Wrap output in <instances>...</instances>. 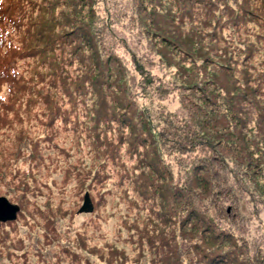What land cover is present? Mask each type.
Segmentation results:
<instances>
[{
  "label": "trees",
  "instance_id": "16d2710c",
  "mask_svg": "<svg viewBox=\"0 0 264 264\" xmlns=\"http://www.w3.org/2000/svg\"><path fill=\"white\" fill-rule=\"evenodd\" d=\"M96 2L0 0V126L41 101L52 144L69 118L63 102L80 103L82 118L69 120L93 156L68 172L96 204L108 191L136 212L121 222L128 250L98 249L81 230L68 244L45 227L38 241H60V264H96L88 250L104 264H264V0H143L145 14L122 27L147 34L145 57L162 75L125 60L121 48L136 51L117 29L126 12L100 14ZM1 172L16 174L18 215H38L32 167Z\"/></svg>",
  "mask_w": 264,
  "mask_h": 264
},
{
  "label": "rangeland",
  "instance_id": "374dc122",
  "mask_svg": "<svg viewBox=\"0 0 264 264\" xmlns=\"http://www.w3.org/2000/svg\"><path fill=\"white\" fill-rule=\"evenodd\" d=\"M143 4H145L143 0H97L94 9L99 10L100 14H116L125 11L124 16H118L117 18V29L124 33L119 36L124 40L125 48L130 46L136 51L128 53L124 48L119 51L124 54L127 62H133L134 58L142 60L153 74L162 75L163 70L160 68V64L151 58L145 57L147 34L143 41H139L136 37L131 36L136 30L128 31L125 27H122L127 24L129 19L137 16L138 10L145 14ZM103 40L104 42H110L108 39L103 38ZM23 74H26V71ZM34 102L36 103L29 110L24 109L16 114L6 113V127L2 128L0 126V162L6 160L7 164L5 165L18 168L20 174L26 172L29 166L32 167L33 181L38 187L32 186L34 192L32 194H37L38 198L28 195L30 198L29 208L31 211L36 206L40 208L38 215L34 212L32 216L22 215V217L25 216L27 223L23 221L21 215H17L11 224L0 226V238H4L0 242V264H12V261L19 264H60L64 258L57 247L60 241L57 239L49 244L42 240L38 241L43 233L45 235V227L57 234L63 243L70 244L72 238L75 240L74 236L81 230L88 235L90 243H95L98 246V249H101L104 242H110L128 250L125 237L128 240L129 236L121 222L125 218L130 220L136 214L131 204L119 200L108 191H104L101 203L96 204L98 201L97 195L91 196L93 197L94 206L91 213L78 212L82 204V196L88 191L79 189L80 185L76 172L69 173L68 171L75 169L73 166L80 160L87 163L93 156L86 145V141L82 139L83 127L80 125V131L77 133L73 128L74 124L69 120L73 118L74 114L82 118V113L79 110L80 103H77V107L72 109L70 103L63 102L62 108L67 111L69 118L65 122L61 121L63 127H59V131L56 132L54 137V143L51 144L46 137L41 136L43 130L41 114L44 115L42 111L44 104L38 100H34ZM163 103L167 104L168 107H174L178 102L163 101ZM45 115L47 116L46 113ZM42 122L44 124V120ZM2 149L8 150V154L4 158L1 156ZM17 152V156L14 157V153ZM21 153L23 154L20 155ZM32 156L42 159L43 163L37 168L33 167L36 160H33ZM3 167H0V195H4L10 202L20 206L14 199L18 197L20 190L16 183L12 181L16 174L13 172L3 175V172H1ZM28 180L32 182L31 178H28ZM48 198L51 205H48L49 209L47 210L44 204ZM47 213L53 215L51 221L46 218ZM148 217H143L144 220L147 218L144 222L146 225ZM137 219L141 220L142 218L137 217ZM260 223L261 225L264 224L263 215ZM257 224H259L258 219L253 221L250 229L251 236L254 235ZM42 243L45 247L40 250L38 246ZM73 248L75 251H81L77 247ZM6 250L9 254L8 257H6ZM41 251L45 255H41ZM80 255L89 257L93 263L96 261V264H104L98 263L97 253H92L90 250L81 251ZM64 262L68 264L66 259H64ZM127 264L136 263L129 261ZM139 264L151 263L148 259H144Z\"/></svg>",
  "mask_w": 264,
  "mask_h": 264
},
{
  "label": "water",
  "instance_id": "95a60500",
  "mask_svg": "<svg viewBox=\"0 0 264 264\" xmlns=\"http://www.w3.org/2000/svg\"><path fill=\"white\" fill-rule=\"evenodd\" d=\"M93 210L92 202L89 198L88 193L84 194V200L78 212H91ZM19 211V206L17 204L11 203L5 196H0V223L10 220H14Z\"/></svg>",
  "mask_w": 264,
  "mask_h": 264
}]
</instances>
